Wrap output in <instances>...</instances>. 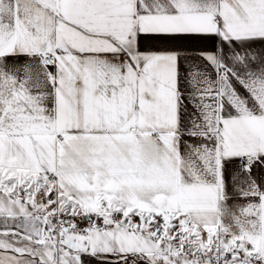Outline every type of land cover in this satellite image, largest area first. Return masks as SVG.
<instances>
[{"label": "snow or ice", "instance_id": "1", "mask_svg": "<svg viewBox=\"0 0 264 264\" xmlns=\"http://www.w3.org/2000/svg\"><path fill=\"white\" fill-rule=\"evenodd\" d=\"M0 264H264V0H0Z\"/></svg>", "mask_w": 264, "mask_h": 264}]
</instances>
